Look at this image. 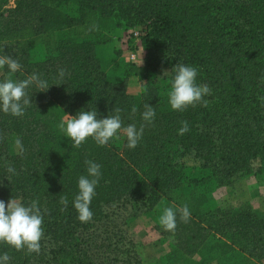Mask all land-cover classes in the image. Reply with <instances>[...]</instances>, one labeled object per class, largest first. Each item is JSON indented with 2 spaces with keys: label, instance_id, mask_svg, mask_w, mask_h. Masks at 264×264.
I'll use <instances>...</instances> for the list:
<instances>
[{
  "label": "trees",
  "instance_id": "1",
  "mask_svg": "<svg viewBox=\"0 0 264 264\" xmlns=\"http://www.w3.org/2000/svg\"><path fill=\"white\" fill-rule=\"evenodd\" d=\"M6 4L0 0V56L16 59L21 69L12 74L6 65L0 82L36 74L49 89L26 90L32 103L23 116L0 110V200L38 201L44 229L39 253L0 244V256L7 253L8 264H141L123 227L140 213L160 217L172 207L175 232L158 225L161 236L173 239L163 264H264V211L248 202L223 208L212 198L238 178L264 176V0ZM136 29H145L143 65L120 60V50L109 58L100 49ZM178 63L196 68L197 83L211 89L206 107L171 108ZM133 76L142 84L139 94L128 90ZM145 104L156 113L151 124L142 118ZM117 108L123 127L145 125L135 149L122 132L106 146L89 138L75 148L58 128L66 114L92 110L104 119ZM182 121L190 131L180 135ZM189 154L200 163L194 179L180 162ZM85 161L101 171L88 223L74 207L78 180L88 175ZM61 196L68 200L63 211ZM115 204L130 207L122 223L111 217ZM184 205L187 223L178 211Z\"/></svg>",
  "mask_w": 264,
  "mask_h": 264
},
{
  "label": "clouds",
  "instance_id": "2",
  "mask_svg": "<svg viewBox=\"0 0 264 264\" xmlns=\"http://www.w3.org/2000/svg\"><path fill=\"white\" fill-rule=\"evenodd\" d=\"M7 65L10 73L14 74L21 69L20 63L9 56H0V69ZM175 75L168 92L169 103L173 110L183 112L189 107L197 105L207 106L208 101L205 96L211 95V89L207 84L197 83V69L178 63L172 70ZM167 71L164 73V75ZM65 69L59 70V77L63 79ZM35 86L40 91H47L49 85L47 81L33 74L22 81H14L11 77L0 82V110L5 114L16 117L23 116L27 107L31 106L32 100L26 91L31 86ZM60 85V84H56ZM264 100V98H261ZM145 111L142 114L143 120L151 124L155 119V110L149 104L144 105ZM116 115L108 118L98 119L96 111H81L76 116L66 115L58 125L61 132L70 138L72 146L79 148L93 139L98 145L106 146L110 140L119 139V133H123L127 138V146L135 149L141 140L144 126L137 130L134 124L126 127L122 126L119 115L120 109H114ZM137 108L133 106L132 113L135 114ZM190 131L187 121H182L179 134L183 135ZM17 144L20 141L17 140ZM87 165V176H81L78 180L79 193L74 199V207L78 212V219L82 223H88L93 218L90 205L96 195L95 189L101 177L100 165L85 161ZM9 172L14 169L8 168ZM60 203L64 205L63 211L68 204L66 196H61ZM180 218L187 223L190 219V211L187 205L178 209ZM159 223L165 231L174 233L177 228L176 211L172 207L164 208ZM44 239L43 215L38 206V201H32L29 206L22 202L11 199L7 205L0 200V244H6L17 251L27 249L29 253H39L41 241ZM10 257L7 253L0 256V264H8Z\"/></svg>",
  "mask_w": 264,
  "mask_h": 264
},
{
  "label": "rangeland",
  "instance_id": "3",
  "mask_svg": "<svg viewBox=\"0 0 264 264\" xmlns=\"http://www.w3.org/2000/svg\"><path fill=\"white\" fill-rule=\"evenodd\" d=\"M15 6L16 0H7L6 8H14ZM144 30H142V35L145 32ZM132 32V30L123 32L119 41L101 46L100 49L109 58L115 55V50H120V60L132 63L130 53L135 51V46L137 44ZM137 54L138 65L141 66L144 61V50H137ZM128 85V90L131 94H139L142 84L137 77H131L128 81ZM180 162L188 168L191 178L194 179V177L196 178L199 176L200 163L194 158V154H189L181 158ZM184 192L191 198L196 197V193L191 192L188 186L184 187ZM212 198L217 205L223 208H229L243 202H248L254 208L264 211V176L259 175L248 178H238L235 180L233 186L222 187L215 191ZM117 206L120 207L118 208ZM126 207L115 204L112 208H109L113 211V214L110 212L111 217L119 220V223H122V216L128 215L130 210V207H128L129 210H125ZM128 221V225L123 228L127 229L129 232L130 238L133 240L137 252L140 254L141 264H163V258L166 252L169 251L168 242H172L173 239L161 236L160 230H158V215L155 212L140 213L137 217L132 220L129 219ZM175 264L187 263L186 261H181Z\"/></svg>",
  "mask_w": 264,
  "mask_h": 264
},
{
  "label": "built area",
  "instance_id": "4",
  "mask_svg": "<svg viewBox=\"0 0 264 264\" xmlns=\"http://www.w3.org/2000/svg\"><path fill=\"white\" fill-rule=\"evenodd\" d=\"M132 33H133V37L137 41V44L135 46L136 47L135 51H132L130 53V59H131L132 63L138 64L137 50H142V46L139 44L140 37H141V34H142V30L141 29H136Z\"/></svg>",
  "mask_w": 264,
  "mask_h": 264
}]
</instances>
